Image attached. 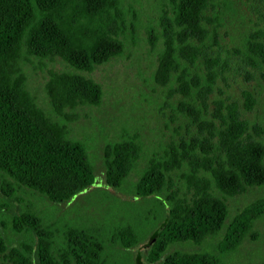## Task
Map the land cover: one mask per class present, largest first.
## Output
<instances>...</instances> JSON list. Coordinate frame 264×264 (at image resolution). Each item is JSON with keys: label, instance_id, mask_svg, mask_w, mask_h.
<instances>
[{"label": "trees", "instance_id": "16d2710c", "mask_svg": "<svg viewBox=\"0 0 264 264\" xmlns=\"http://www.w3.org/2000/svg\"><path fill=\"white\" fill-rule=\"evenodd\" d=\"M228 0H160L154 36L155 80L170 92L173 132L147 154L136 132H124L102 148L105 183L120 188L139 167L136 195L151 198L160 221L88 224L51 220L25 203L0 220V264H130L116 245L131 248L152 224L149 264H233L235 250L264 212L257 197L228 218L226 196L264 184V142L239 104L220 91L230 63L221 44L223 4ZM137 27L125 0H0V192L23 189L62 203L96 180L87 143L69 135L64 113L77 104H98L101 84L84 72L123 51ZM246 56L264 61V42L248 40ZM31 56L66 61L45 83L53 117L26 84L23 63ZM245 109L255 103L243 93ZM5 204L0 203V208ZM164 211H166L164 213ZM20 235L16 243L11 236ZM220 233L213 248L175 249L171 243L202 242ZM136 264H144L135 257ZM259 264H264V258Z\"/></svg>", "mask_w": 264, "mask_h": 264}, {"label": "rangeland", "instance_id": "374dc122", "mask_svg": "<svg viewBox=\"0 0 264 264\" xmlns=\"http://www.w3.org/2000/svg\"><path fill=\"white\" fill-rule=\"evenodd\" d=\"M137 14V27L132 37L125 40L123 51L108 60L95 65L90 72H84L98 81L103 88V96L98 104H77L66 107L64 113L69 135L84 140L96 172L95 182L77 193L71 200L52 203L37 194L18 190L13 197L0 192V220L18 211L25 203H32L51 220L66 221L69 218L86 221L88 224L133 222L141 227L148 217L150 222L160 221L158 208L151 198L135 194L133 183L138 177L147 154L165 142L173 132L175 122L171 106L170 92L154 78L157 64L154 36L159 29L160 0H125ZM223 24L220 28L221 44L229 53L230 63L223 77L217 82L220 91L216 95L235 100L245 118L254 125V132L264 142V61L257 55H246L248 40L264 42V0H228L222 6ZM26 84L37 103L53 117L54 113L45 83L50 70L71 69L60 57L48 58L31 56L23 63ZM249 91L254 97L252 108L243 106V93ZM124 132L139 134L144 154L138 168L131 171L120 188L105 183L102 148L105 142L117 138ZM264 197V184L249 187L241 194L226 196L228 218L247 202ZM166 211H164L165 213ZM146 233L141 242L131 248L116 245L119 256L130 264L139 254V260L149 264L145 254L152 224H146ZM11 236V242L21 238ZM220 233L207 237L200 243L191 241L171 243L167 250H199L213 248ZM233 264H259L264 258V212L255 220L252 229L239 246L225 255ZM34 264H38L36 257Z\"/></svg>", "mask_w": 264, "mask_h": 264}]
</instances>
